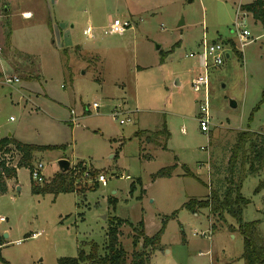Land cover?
Returning <instances> with one entry per match:
<instances>
[{"label":"rangeland","instance_id":"1","mask_svg":"<svg viewBox=\"0 0 264 264\" xmlns=\"http://www.w3.org/2000/svg\"><path fill=\"white\" fill-rule=\"evenodd\" d=\"M251 1L0 0V137L55 147L33 153L32 164L44 166L40 187L60 172L61 159L69 170L80 163L91 178L106 179L95 190L91 178L77 176L74 192L33 193L30 168H19L0 194L3 261L58 264L80 250L104 254L115 217L124 221L118 237L127 264L134 250L147 254L144 264H243L236 218L206 208L192 213L184 204L224 190L238 132L264 135V29L240 9ZM236 13L249 32L243 48ZM114 18L130 28L104 34ZM202 40L225 44L228 54L208 68V132L197 121L203 94L190 84L202 71ZM6 77L19 82L6 85ZM117 105L130 122L113 118ZM1 158L14 167L20 155L12 147ZM170 166L171 177L156 176ZM254 167L239 180L248 201L241 219L256 222L264 237V154ZM141 222L149 237L164 224L155 248L143 249L142 239L132 246Z\"/></svg>","mask_w":264,"mask_h":264},{"label":"trees","instance_id":"2","mask_svg":"<svg viewBox=\"0 0 264 264\" xmlns=\"http://www.w3.org/2000/svg\"><path fill=\"white\" fill-rule=\"evenodd\" d=\"M242 11L250 13L252 18L259 22L264 29V0H253L249 4L242 5ZM51 26L50 22H48ZM233 46V43L231 44ZM264 135L252 133L249 131L238 132L236 143L234 144L231 155L228 159L227 173L225 176L224 190L219 193L216 190H211L210 196L204 200L190 199L184 204L192 213L199 209L206 208L211 214L216 215L220 219L224 218V214L231 215L236 218L238 225V232L243 240V264H264V237L261 236L257 229L256 222L243 223L241 216L243 206L247 204L240 193V181L248 174L257 172L258 167H254L255 161L260 166L263 162L264 154ZM15 150L20 158L17 165L14 167H7L5 159L1 157L11 151ZM55 148L54 146H39L33 144L23 143L12 136H4L0 138V194L7 189V182L16 177V171L22 167H29L30 170L33 163V153L35 151L49 150ZM249 155V157H247ZM239 158V159H238ZM241 163H237V161ZM248 162L249 167L245 170L244 163ZM239 165V167L237 166ZM175 167L170 166L163 168L156 173L158 177H171V172ZM79 170V171H77ZM82 164H77L73 169L61 173L51 179L50 182L45 183L42 187L36 183H32L31 191L33 193H44L47 191H54L56 193L74 192L75 180L77 176L81 177L84 172ZM189 172V171H188ZM95 174V171L91 173ZM189 174V173H188ZM237 178V180H235ZM139 181V180H138ZM140 182V181H139ZM98 188V183L92 182L91 190ZM135 190L134 184L130 185V192ZM124 223L121 219L112 218L107 228V240L105 243L104 254H97L94 250L86 254L83 250L78 252L76 257H65L58 259V264H127L126 253L119 243V228ZM164 224L153 235L146 236L144 233L143 222L140 223V230L134 229L132 236V246L136 248L138 241L142 239L143 249L155 248L160 242L161 235L164 230ZM0 238H2L0 236ZM2 243L0 242V245ZM146 253L143 251H133L132 259L128 264H144L147 261ZM4 264H9L0 258Z\"/></svg>","mask_w":264,"mask_h":264},{"label":"built area","instance_id":"3","mask_svg":"<svg viewBox=\"0 0 264 264\" xmlns=\"http://www.w3.org/2000/svg\"><path fill=\"white\" fill-rule=\"evenodd\" d=\"M238 13H236L235 18V28H236V36H237V44L240 48H243L247 44V39L249 36V32L241 27L240 23L238 22ZM131 24L129 21H121L117 18L109 20V23L104 30V34L114 35V34H122L127 28H130ZM91 28H88L89 37L93 38V34L91 32ZM237 46V45H236ZM197 58L199 60V65L202 69L201 72L195 77L191 79V88L196 93H202L203 94V103L199 106L201 115L197 118V121L199 123L200 130L202 132H208L209 131V125H210V117H209V108H208V93H209V86L210 81L208 77V68L210 66H220L224 58L228 56L225 44L220 42H211L207 43L205 40H202L201 42V52L197 53ZM189 57H195L194 54L188 55ZM19 80L16 77H6L4 79V84L11 85L14 83H18ZM93 109L97 110L99 108L97 103H94L92 105ZM87 112L89 109H86ZM129 111H126L123 109V106L117 105L114 107L112 111V116L114 119H117L118 117H123L122 114L127 115L125 119L120 118L119 123L125 124L126 122H130L129 118ZM71 118L70 123L74 126H77V118L74 116V111H70ZM204 149V148H201ZM84 167V172L82 173V177L84 179H89L90 177V170L89 168ZM43 169L44 166L41 163H37L32 166L30 170V178L34 181V183H42L43 182ZM126 179L129 178V176L125 177ZM92 182H96L98 184H101L102 186L106 185V179L103 175H98L96 177H92L90 179ZM37 234H33L32 237H36Z\"/></svg>","mask_w":264,"mask_h":264},{"label":"water","instance_id":"4","mask_svg":"<svg viewBox=\"0 0 264 264\" xmlns=\"http://www.w3.org/2000/svg\"><path fill=\"white\" fill-rule=\"evenodd\" d=\"M180 24H182V23H180ZM156 48L158 49L159 47L157 46ZM229 105H230L231 108H235L236 107V104H235L234 101H230ZM58 166H59L60 172L61 173H65L70 168V162L68 160H66V159H61L58 162ZM4 237H6V234L4 235Z\"/></svg>","mask_w":264,"mask_h":264},{"label":"crops","instance_id":"5","mask_svg":"<svg viewBox=\"0 0 264 264\" xmlns=\"http://www.w3.org/2000/svg\"><path fill=\"white\" fill-rule=\"evenodd\" d=\"M252 2V1H251ZM251 2H248V3H241L240 4V7L242 6V5H245V4H249V3H251ZM241 9V8H240ZM242 13H243V17L244 16H250L251 18H252V16H251V14L250 13H247V12H245V11H242ZM25 18H28V17H25ZM253 19V18H252ZM255 23H257V21H255ZM228 57V56H227ZM177 83H178V85H180V82L177 80ZM239 129V128H238ZM248 131H250V130H248ZM250 132H252V133H258V134H261L260 132H257V131H250ZM262 135V134H261ZM6 136H12V137H14V135H12V134H8V135H6ZM2 137H4V136H2ZM1 138V137H0ZM15 138V137H14ZM16 174H17V171H16ZM226 176V175H225ZM225 176H222V178H225ZM13 179H11V180H9V181H12ZM8 181V182H9ZM8 182H7V184H8ZM19 189V188H18ZM7 232V231H6ZM144 233H145V231H144ZM146 235V234H145ZM8 236V234H6V237ZM147 236V235H146Z\"/></svg>","mask_w":264,"mask_h":264},{"label":"bare ground","instance_id":"6","mask_svg":"<svg viewBox=\"0 0 264 264\" xmlns=\"http://www.w3.org/2000/svg\"><path fill=\"white\" fill-rule=\"evenodd\" d=\"M25 17H29V13H25V15H24Z\"/></svg>","mask_w":264,"mask_h":264}]
</instances>
